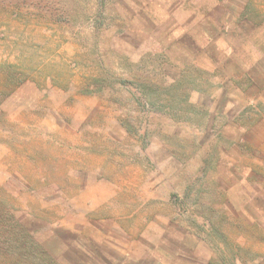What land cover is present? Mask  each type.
Listing matches in <instances>:
<instances>
[{"label": "rangeland", "instance_id": "1", "mask_svg": "<svg viewBox=\"0 0 264 264\" xmlns=\"http://www.w3.org/2000/svg\"><path fill=\"white\" fill-rule=\"evenodd\" d=\"M18 230L45 264H264V0H0Z\"/></svg>", "mask_w": 264, "mask_h": 264}, {"label": "trees", "instance_id": "2", "mask_svg": "<svg viewBox=\"0 0 264 264\" xmlns=\"http://www.w3.org/2000/svg\"><path fill=\"white\" fill-rule=\"evenodd\" d=\"M21 230L0 240V264H45L41 252Z\"/></svg>", "mask_w": 264, "mask_h": 264}]
</instances>
